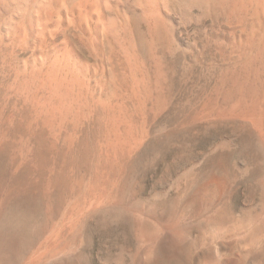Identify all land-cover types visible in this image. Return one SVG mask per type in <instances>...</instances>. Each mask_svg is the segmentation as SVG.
Here are the masks:
<instances>
[{
  "label": "rangeland",
  "instance_id": "374dc122",
  "mask_svg": "<svg viewBox=\"0 0 264 264\" xmlns=\"http://www.w3.org/2000/svg\"><path fill=\"white\" fill-rule=\"evenodd\" d=\"M4 10L0 264H140L150 242L162 246L152 264H264V226L244 223L264 214V148L208 110L256 54L263 19L169 0L166 45L141 25L150 51L137 53L133 73L107 37L93 51L58 23L46 35L20 33ZM65 49L71 64L58 70L78 82L61 108L48 78ZM116 109L129 150L111 145L126 128L111 118ZM212 174L209 194L201 189Z\"/></svg>",
  "mask_w": 264,
  "mask_h": 264
},
{
  "label": "bare ground",
  "instance_id": "6f19581e",
  "mask_svg": "<svg viewBox=\"0 0 264 264\" xmlns=\"http://www.w3.org/2000/svg\"><path fill=\"white\" fill-rule=\"evenodd\" d=\"M168 1L169 0H0V8L5 9L4 11L7 10L10 12V15L15 21H12L13 24L11 25H13L15 31L20 33L23 32L26 34V32H38L39 34L46 35L58 30L59 27H55L58 23L64 27L62 30L75 29L82 36L87 37L89 47L93 51H99L100 39L107 37L121 50L129 69L133 73H136L135 70L138 69V65L141 63L137 53H149L150 51V48L147 47V43L149 45V42L146 39L147 42L145 40L143 41L144 38L140 35L141 25L145 26L146 33L151 38L150 41L153 43L159 42L160 45L161 43L162 45H166L164 38L167 35L165 24L167 23L169 16ZM180 1H182L183 8L221 11L227 17L235 18L234 20L240 19L243 15L248 13L256 17L254 20H258L257 18H259V20L263 19L262 22L258 21L259 24H257V26L255 25L257 32L262 35H260V37H262L260 41L253 43L256 45V54L254 56H250L249 54V57L246 54V58L243 56L244 59L241 60L243 66L242 70L231 75L224 88L222 87L221 102H212L208 108V110H210L209 114L214 115L213 117H219L221 120L224 119L225 122L228 121V123H239L237 126L249 131L260 148L262 147L263 149L264 81L259 79L258 74L262 73L264 78V0ZM246 41H248V39ZM68 50L69 49H65L64 52L62 51L63 54H59L61 57H58L57 59L59 60L60 58V60H57L58 64L56 63V67L54 68L56 72L53 70L52 64V75L48 78L52 96H55L59 101L60 106H62L61 108H63L66 101L70 98V90L77 81L69 75V79H67L65 78L66 75L61 73L63 72L62 68H66L71 64L72 57L70 53H72V51L70 52V50ZM58 69H62V71L60 72ZM136 80L134 85L140 87ZM111 118L120 120L123 124H126L123 136L120 132V138H118L119 136H116L115 140L112 141V144L110 143L113 151L114 149H131L130 147L133 145H131L129 140L127 141V138L131 135L130 128L121 109H116ZM217 120L219 121V119ZM110 125L111 126H108L109 129L110 127L115 128V123L112 120ZM116 130L114 131L116 132ZM111 131L113 132V130ZM111 136L113 139V136L115 137L114 133ZM109 148L112 149L110 146ZM218 177L217 174H212L207 177L201 190L204 192L207 191V193H209L208 191H211L212 193V190L219 184ZM255 221H259L260 224L264 226V214L250 217L244 223L245 225H248ZM14 243L15 242L12 243V247L14 246ZM161 247L162 246L156 242H150L149 244L144 245V252L141 256L140 264H152L161 253ZM34 256L35 259L38 258L37 255ZM41 256H44V254ZM39 259L42 258L40 257ZM1 262L2 260L0 263Z\"/></svg>",
  "mask_w": 264,
  "mask_h": 264
}]
</instances>
